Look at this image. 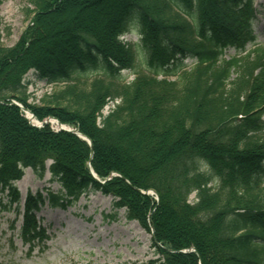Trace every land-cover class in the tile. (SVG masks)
<instances>
[{
  "label": "trees",
  "instance_id": "16d2710c",
  "mask_svg": "<svg viewBox=\"0 0 264 264\" xmlns=\"http://www.w3.org/2000/svg\"><path fill=\"white\" fill-rule=\"evenodd\" d=\"M28 1L32 22L14 46L0 29V205L22 216L23 244L48 240L37 217L46 204L67 208L100 191L152 230L163 264H264L262 3ZM127 33L138 41H122ZM30 72L54 88L39 105L28 102ZM13 100L92 147L32 126ZM27 168L49 171L61 189L28 192L21 208L15 183Z\"/></svg>",
  "mask_w": 264,
  "mask_h": 264
},
{
  "label": "rangeland",
  "instance_id": "374dc122",
  "mask_svg": "<svg viewBox=\"0 0 264 264\" xmlns=\"http://www.w3.org/2000/svg\"><path fill=\"white\" fill-rule=\"evenodd\" d=\"M258 2L262 3L261 9L264 10V0ZM0 17L2 42L12 47L31 24L33 7L28 0H2ZM255 28L257 43L264 44V17H259ZM126 39L136 42L138 36L127 35ZM228 55H235V51H229ZM123 75L127 81L135 77L129 71ZM29 76L35 81L28 87V102L39 105L44 94L51 93L54 88L37 80L32 72ZM116 104L117 101L108 102L100 115L107 116ZM34 117L40 123L54 118L40 120ZM100 122L101 118H98ZM48 124L52 129H58L55 123ZM15 185L22 199L28 192L46 194L48 188L54 192L61 189L57 182L51 181L49 171L39 178L31 169H26L23 178ZM194 198L195 193L190 196V201ZM6 200L0 193V201L5 203ZM115 201L112 195L98 191L82 195L67 208L46 204L37 217L47 230L48 240L33 250L24 245L19 236L22 217L0 205V264H163L164 256L154 246L152 230L144 229L136 220H128L126 209L117 208Z\"/></svg>",
  "mask_w": 264,
  "mask_h": 264
},
{
  "label": "water",
  "instance_id": "95a60500",
  "mask_svg": "<svg viewBox=\"0 0 264 264\" xmlns=\"http://www.w3.org/2000/svg\"><path fill=\"white\" fill-rule=\"evenodd\" d=\"M14 103L25 111V114H26L27 117H28V114L29 113L32 114L30 111L25 110L22 105H20V104H18L16 102H14ZM32 118L34 119V115L33 114H32ZM52 119L55 120V121H57V123H58V130H63V131H67V132L73 133V134L77 135L78 137L82 138L83 140L87 141L92 146L91 140L88 137H86L83 133H81L77 129H73V128H70L68 126L63 125L57 119L51 118V119L46 120L45 123L52 122ZM30 123L32 125H34V126H39L38 124H34L33 121H32V119H30ZM143 193L144 194H153L155 192L154 191H149V192H143ZM181 252H184V251H181Z\"/></svg>",
  "mask_w": 264,
  "mask_h": 264
},
{
  "label": "bare ground",
  "instance_id": "6f19581e",
  "mask_svg": "<svg viewBox=\"0 0 264 264\" xmlns=\"http://www.w3.org/2000/svg\"><path fill=\"white\" fill-rule=\"evenodd\" d=\"M30 117H31V115H30ZM36 122H37V121L34 120V123H36ZM54 123L57 125V122L54 121Z\"/></svg>",
  "mask_w": 264,
  "mask_h": 264
}]
</instances>
